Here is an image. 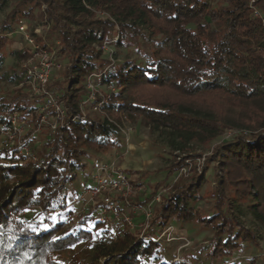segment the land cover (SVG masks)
Here are the masks:
<instances>
[{
    "label": "trees",
    "instance_id": "obj_1",
    "mask_svg": "<svg viewBox=\"0 0 264 264\" xmlns=\"http://www.w3.org/2000/svg\"><path fill=\"white\" fill-rule=\"evenodd\" d=\"M250 1L0 0V69L17 23L51 25L65 66L46 88L66 112H42L40 100L30 102L24 63L34 49L27 42L12 50L21 69L8 80L19 87L0 96V135L14 131L16 113L47 132L23 136L31 156L16 144L0 149V264H181L157 240V226L174 221L211 231L217 257L260 245L262 235L246 217L264 226V0H255L259 15ZM92 73L100 90L83 104ZM124 117L169 136L174 159L155 170L167 176L148 198L200 155L198 146L221 137L202 172L173 181L157 226L143 237L125 222L99 220L95 210L77 213L67 201L68 185L94 152L123 146ZM211 181L209 205L203 189ZM87 248L90 260L82 256Z\"/></svg>",
    "mask_w": 264,
    "mask_h": 264
},
{
    "label": "rangeland",
    "instance_id": "obj_2",
    "mask_svg": "<svg viewBox=\"0 0 264 264\" xmlns=\"http://www.w3.org/2000/svg\"><path fill=\"white\" fill-rule=\"evenodd\" d=\"M4 17V14H0V19ZM26 23L28 29L31 31L33 25L36 28H40L41 31L36 34V39L38 43L48 42V44L56 49V52L52 54H47L49 59L54 57L55 61L60 63V66L54 70V73L49 81H54L61 77L64 69L63 57L58 55V46L61 44L60 38L51 30V25H46L40 20L35 19L27 21L23 19ZM19 23L16 24V30L9 41L8 47L6 49V60L2 69H0V96L1 95H11L13 90L17 89L19 85L15 82L8 80V77L13 73V70L21 69L20 63L17 64V57L11 54L12 50L20 49L27 43V40L23 33L19 30ZM28 63V62H27ZM26 65V63H24ZM26 95H28L30 102H35L37 99L40 100L41 104L44 103L45 97L43 94L45 92H38L33 87L23 89ZM54 117V116H53ZM49 117L45 114V118H41L42 124L49 123ZM20 127L12 143L17 146L24 143L23 136L29 131H33L34 134L38 133L39 139H43L46 135L47 128L44 126H36L26 122L22 119L19 120ZM38 129V130H35ZM122 134L121 139L123 141V146L109 151L101 153H93L92 157L88 161L89 166L86 171H81L78 173V177L75 181H72L67 188V201L70 207L75 208L77 213H85L94 210L92 205L94 201L92 200L91 193L88 187L91 183L87 181L91 180L94 173L97 172V166L99 164H105L106 162H111L115 170H121L126 179L129 181L131 188L140 187L142 189L131 191V193H124L125 190H114L112 192L113 207L108 204L106 207L109 210V215L112 218L115 216V211H118L126 220H122L119 223L125 222L130 230L139 233L141 237L148 234L152 228L156 227L154 217L157 212V208L161 206L163 200L167 194L173 191L176 181L181 180V184L185 179L190 178L195 170L202 172L204 163L207 159L211 157L215 145L221 141V137L217 138L212 144L205 146H198V153L200 155L195 156L194 160H186L187 166L181 168L178 171L176 178L171 182H164V185L156 189V193L152 198H148L153 192L154 185L158 181H162L167 176V171L162 170L155 173L156 169L164 168L174 159L170 152V146L168 143V134H162L159 130L153 129L147 124L141 123L140 121L135 122L134 120L123 118L122 121ZM232 133L229 132L227 136ZM32 136V135H31ZM6 146L5 135H0V149ZM30 152H33L30 146L27 145ZM27 148L23 150L26 151ZM22 151V150H21ZM113 170V169H112ZM89 172L87 179L85 174ZM109 178H112V174H108ZM86 179V180H85ZM85 180V183H83ZM175 183H174V182ZM127 183V182H126ZM215 183L209 182L203 189V194L207 196L209 205L212 204L211 200V189ZM137 189V188H136ZM159 196V199L156 197ZM97 200V197H95ZM144 202H143V201ZM146 200V201H145ZM102 204V201H98ZM151 203L152 215L144 219L145 209ZM98 205V204H97ZM142 208V209H141ZM115 209V211H114ZM97 217V211L95 210ZM58 217V212L54 214V219ZM63 218L65 216L63 215ZM129 218L131 224L129 223ZM247 221L249 225L258 228V232L262 235L260 239V245L255 246L252 244H246L244 249L240 252H236L232 258L229 257H217L214 256L212 251V232L201 227L197 223H183L181 221H174L167 224H162L157 226V240L161 241L162 245L165 247V253L169 260H178L181 264H264V226H260L259 223L255 222L250 214H247ZM118 223V224H119ZM260 226V227H258ZM92 247H90L91 249ZM85 250L82 256L90 260L92 254H90V249ZM70 257L65 256V260ZM256 259L255 262L253 260Z\"/></svg>",
    "mask_w": 264,
    "mask_h": 264
},
{
    "label": "built area",
    "instance_id": "obj_3",
    "mask_svg": "<svg viewBox=\"0 0 264 264\" xmlns=\"http://www.w3.org/2000/svg\"><path fill=\"white\" fill-rule=\"evenodd\" d=\"M250 6L252 7L255 15L260 14L259 8L255 5V0L250 1ZM19 30L21 33H23L29 45H31L34 49V54L25 62L26 65L24 66H26L27 73L31 76L29 80L31 87H33L38 92H45V94H43L45 95V100L42 104V112L46 111L47 109H52L59 116L64 117L66 115V112L63 103L60 102L58 96L54 92H51L46 88L54 73V70L60 66V63L55 61L54 57L49 59V56L47 55H53L56 52V49L52 48L48 43H46V46H43L41 43H38L36 40V35L34 36L31 34L24 21L20 22ZM34 31L35 34H37L39 33L38 31L41 30L40 28H35ZM107 47L108 45L105 43L103 48L107 49ZM97 76V73H92L89 75L86 83V87L89 90V94L83 104H86L88 101H93L96 97L97 91L100 90L99 84L96 83ZM97 108L98 106L95 105L94 109L96 110ZM42 117L44 119L45 114ZM19 120L20 119L18 117V114H14L12 117L14 131H10L4 134L6 146H9L12 143L14 134L16 135V133L18 132V129L20 127ZM53 127L55 128L56 124H54ZM21 144L22 145L19 146L20 152L24 155L31 156V152L27 145H25L24 143ZM24 148H27L26 151L23 150ZM121 172V170H115L111 162H106L104 165L99 164L97 166V172L94 173L92 181H89L91 185L88 187V190L91 193L92 200L94 201L92 208L97 211L98 219L106 222L109 225H115L121 222L122 220H126V218L124 219V217H122V215L118 213V211H115V209V216L112 218V216L109 215V210L106 206L110 204L111 207L114 208L112 192L114 190L122 189L125 190L124 193L129 194L131 193V191L142 189V185H138L140 187L136 186L134 188H131V186L129 185V181L126 179V176ZM108 174H112V178H109ZM95 197H97V200H95ZM156 198L159 199V196H157ZM98 201H102V204H99ZM142 210L145 212L144 219L150 217L152 215L151 203ZM127 220H129V223L131 224V220L129 218H127Z\"/></svg>",
    "mask_w": 264,
    "mask_h": 264
}]
</instances>
